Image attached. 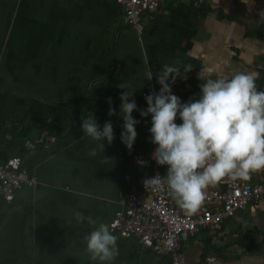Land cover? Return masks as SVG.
<instances>
[{
    "label": "crops",
    "instance_id": "0c3cea01",
    "mask_svg": "<svg viewBox=\"0 0 264 264\" xmlns=\"http://www.w3.org/2000/svg\"><path fill=\"white\" fill-rule=\"evenodd\" d=\"M165 1L143 19L137 34L123 25L112 0H0V164L20 158L36 182L17 190L10 202L0 198V264H100L85 251L84 237L92 226L78 223L74 214L109 224L120 194L151 171L131 161L153 144L151 116L134 111L139 123L131 152L121 142L124 90L146 110L138 95L149 84L160 89L156 73L167 64L192 66L186 79L181 69L172 85L182 103L199 98L200 89L191 92V86L241 72L256 74L257 88L264 91L257 79L264 69L256 66L264 64V42L244 37L241 26L218 20L215 12L199 13V6L207 5L237 14L249 25V9L244 13L243 8L262 12L264 0ZM262 15L250 31L264 37ZM120 83L128 87L122 90ZM93 116L101 129L106 121L113 125L115 138L111 145L104 142V152L97 147L101 142L82 130V118ZM67 121L75 123L63 136L46 137L48 125ZM25 128L30 129L27 139L20 137ZM91 149L96 156L89 155ZM250 179L264 182V172ZM215 229L206 235L220 251L207 256L214 259L209 264H264V202ZM202 240L183 243L187 264H206ZM117 245L119 256L112 264H168L133 239L118 237Z\"/></svg>",
    "mask_w": 264,
    "mask_h": 264
},
{
    "label": "clouds",
    "instance_id": "9594fccd",
    "mask_svg": "<svg viewBox=\"0 0 264 264\" xmlns=\"http://www.w3.org/2000/svg\"><path fill=\"white\" fill-rule=\"evenodd\" d=\"M243 2V0H242ZM192 70L191 65H163L156 73L159 93L145 97L147 109H138L134 94L124 90L120 96V113L124 121L121 142L131 152L137 139L139 123L132 113L151 116V143L156 145L152 158L160 166H167V174L143 181L145 188L158 190L165 185L176 203L189 213L196 212L206 199L207 189L220 182L248 181L252 174L264 172V91L258 90L256 74L236 73L231 78L208 79L200 85V96L182 103L172 93V85ZM153 78L148 73V80ZM171 78V80H170ZM139 97V95H138ZM140 100V99H139ZM109 116L116 114L109 98ZM179 118L182 123L177 124ZM84 134L101 142L97 147L105 151L114 140L113 125L106 121L101 129L95 116L82 118ZM89 155L96 156V149ZM106 160H109L105 157ZM74 217L85 220L93 230L85 235L86 253L90 260L112 264L119 256L118 237L111 226L82 212Z\"/></svg>",
    "mask_w": 264,
    "mask_h": 264
},
{
    "label": "built area",
    "instance_id": "2783aa9c",
    "mask_svg": "<svg viewBox=\"0 0 264 264\" xmlns=\"http://www.w3.org/2000/svg\"><path fill=\"white\" fill-rule=\"evenodd\" d=\"M112 1L120 9L123 25L140 34L143 19L157 11L165 0ZM159 91L149 84L139 99L147 105L145 97ZM172 93L178 96L177 90L172 89ZM156 147L152 144L147 150L132 155L134 165L150 167L151 171L136 186L120 194L119 209L109 225L117 237L135 240L141 249L166 257L168 264H187L181 244L201 229L218 227L247 207L264 202V182L226 179L206 193L203 205L196 212H187L172 198L166 185L155 191L144 186L145 179L167 174V166L158 165L152 158ZM35 184L20 158L0 164V198L4 201H12L17 190ZM213 260L208 257L205 263Z\"/></svg>",
    "mask_w": 264,
    "mask_h": 264
},
{
    "label": "trees",
    "instance_id": "16d2710c",
    "mask_svg": "<svg viewBox=\"0 0 264 264\" xmlns=\"http://www.w3.org/2000/svg\"><path fill=\"white\" fill-rule=\"evenodd\" d=\"M213 12H215L216 18L218 20H221V21L224 20V21L234 22V23H237L239 26H241L243 28V30H244V33H243L244 37H253V38L257 39V40H261V41L264 42V37L263 36H259V35L253 34L248 29V27L246 26V24L243 21H241L237 16L227 14L224 11H222L221 9L212 10L207 5L204 6V5L201 4L199 6V13H200V16L201 17H204L207 13H213ZM257 79L261 80L262 87L264 88V84H263L264 83V80H263L264 79V72H260L258 74ZM198 89H200V86H198V87L197 86H191V88H190L191 92L194 91V90H198ZM135 102H137V101H135ZM74 123L75 122L72 123L70 121H67V122H65V123H63L61 125H48L47 126V130H46V137H58L60 135L63 136L65 134V132L68 130L67 128L71 124H74ZM3 128H4V125L2 123V124H0V130H2ZM29 130L30 129H28V128H25L24 130H22L21 133H20V137H22L24 139H27L28 138V134H29ZM14 137H17V136L14 135ZM234 217L225 220L218 227H221L222 228V227L226 226L228 224V222L231 223V221H232V219ZM207 229H211V228H207ZM207 229H201L198 232V234H195L194 236H191V237H189L186 240L188 242L190 239H192L194 237L202 236V239H203L202 242H203L204 248H203V253H202V256H201V260H205V258H207L208 255H210V254L214 255V254L219 253V251H220V250L215 249L214 247H212V245H210L211 244V237H207V235H206ZM242 237L243 236L241 235L240 238H239V240H238V242H240V240L242 239ZM185 242H183V243H185ZM183 243L181 244V248L182 249H183Z\"/></svg>",
    "mask_w": 264,
    "mask_h": 264
},
{
    "label": "rangeland",
    "instance_id": "374dc122",
    "mask_svg": "<svg viewBox=\"0 0 264 264\" xmlns=\"http://www.w3.org/2000/svg\"><path fill=\"white\" fill-rule=\"evenodd\" d=\"M249 6V5H248ZM262 7V12H264V5H262L261 6ZM246 8V7H245ZM243 8V12L244 13H246L247 12V10L249 9V14H250V16H251V24H250V22H249V25L246 23V22H244L245 24H246V26L248 27V29L249 30H251V26H253V22H254V20H258L256 17H258V18H261L263 15H262V12L260 11V12H254V10L253 9H251V8ZM223 11V10H222ZM228 14V13H227ZM230 14V13H229ZM252 14V15H251ZM230 15H234V16H237L241 21H242V19L239 17V15H237V14H230ZM243 29V28H242ZM258 61V60H257ZM256 66H258V67H260V69H264V64H262V63H256ZM260 71V70H259ZM258 71V72H259ZM218 229H220V228H218ZM216 229H215V227L214 228H211V229H207V232H206V234H211V233H214V231H215ZM216 231H218V230H216ZM200 237H202V236H200ZM184 253V252H183ZM184 257H185V255H184ZM185 260H186V262H187V259L185 258ZM188 263V262H187Z\"/></svg>",
    "mask_w": 264,
    "mask_h": 264
},
{
    "label": "bare ground",
    "instance_id": "6f19581e",
    "mask_svg": "<svg viewBox=\"0 0 264 264\" xmlns=\"http://www.w3.org/2000/svg\"><path fill=\"white\" fill-rule=\"evenodd\" d=\"M165 3H166V1H165ZM160 10V9H159ZM222 14V13H221ZM228 18V17H227ZM217 20V19H216ZM261 75V74H260ZM212 77V76H211ZM264 80V79H263ZM264 84V83H263ZM42 142V141H41ZM229 223V222H228ZM203 234V233H202ZM41 235V234H40ZM243 236V235H242ZM193 239V238H192ZM187 244V243H186ZM218 249V248H217ZM205 253V252H204Z\"/></svg>",
    "mask_w": 264,
    "mask_h": 264
}]
</instances>
